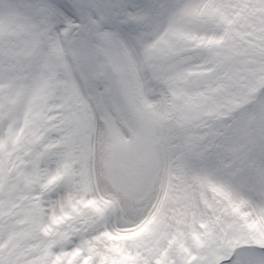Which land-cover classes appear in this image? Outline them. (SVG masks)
Here are the masks:
<instances>
[{"label": "snow or ice", "instance_id": "snow-or-ice-1", "mask_svg": "<svg viewBox=\"0 0 264 264\" xmlns=\"http://www.w3.org/2000/svg\"><path fill=\"white\" fill-rule=\"evenodd\" d=\"M0 264H264V0H0Z\"/></svg>", "mask_w": 264, "mask_h": 264}]
</instances>
